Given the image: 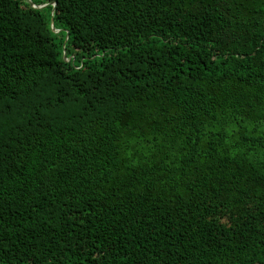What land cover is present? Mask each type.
<instances>
[{
    "label": "trees",
    "instance_id": "1",
    "mask_svg": "<svg viewBox=\"0 0 264 264\" xmlns=\"http://www.w3.org/2000/svg\"><path fill=\"white\" fill-rule=\"evenodd\" d=\"M33 2L0 0V264H264V0Z\"/></svg>",
    "mask_w": 264,
    "mask_h": 264
},
{
    "label": "water",
    "instance_id": "2",
    "mask_svg": "<svg viewBox=\"0 0 264 264\" xmlns=\"http://www.w3.org/2000/svg\"><path fill=\"white\" fill-rule=\"evenodd\" d=\"M27 1L31 4L32 7H35V8H44V7L48 6L49 4H51L50 2H47V3L41 4V5H37L36 3L33 2V0H27ZM53 5H54V10H55V8H56V2H53ZM53 14H54V11H53ZM51 27H52V30H53L54 32H60V31H61V29H58V28H56V26H55V23H54V16H52ZM68 37H69V31H67V39H68ZM67 39H66V41H67ZM65 44H66V43H65ZM65 44H64L63 56H64V58H65L66 60L69 61L70 58L67 56V50H66V48H65Z\"/></svg>",
    "mask_w": 264,
    "mask_h": 264
}]
</instances>
